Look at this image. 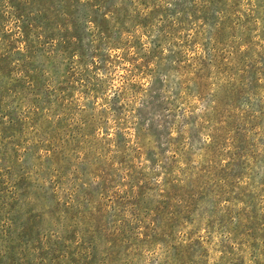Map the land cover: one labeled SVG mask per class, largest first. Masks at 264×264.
Returning a JSON list of instances; mask_svg holds the SVG:
<instances>
[{"label": "rangeland", "instance_id": "obj_1", "mask_svg": "<svg viewBox=\"0 0 264 264\" xmlns=\"http://www.w3.org/2000/svg\"><path fill=\"white\" fill-rule=\"evenodd\" d=\"M0 264H264V0H0Z\"/></svg>", "mask_w": 264, "mask_h": 264}]
</instances>
